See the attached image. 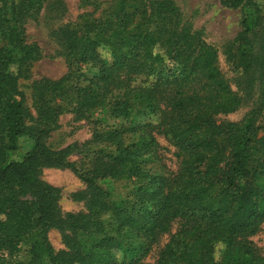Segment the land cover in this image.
<instances>
[{
	"label": "trees",
	"instance_id": "1",
	"mask_svg": "<svg viewBox=\"0 0 264 264\" xmlns=\"http://www.w3.org/2000/svg\"><path fill=\"white\" fill-rule=\"evenodd\" d=\"M48 1L0 0V264H144L151 251L153 264H264L252 238L264 224V129L255 125L264 88L243 122L217 123L241 98L216 49L181 24L173 0H112L59 30L66 71L34 80L28 106L19 83L41 51L25 24ZM218 1L245 7L229 51L249 70L257 56L249 34L262 14L251 0ZM96 110L127 123L109 125ZM66 112L91 121L92 134L52 149L47 139ZM155 132L175 149L172 174L145 163L157 152ZM22 137L30 147L11 159ZM45 168L69 169L85 184L72 195L84 210L61 213L60 189L40 178ZM119 181L125 190L111 186ZM54 227L68 230L58 250L47 236Z\"/></svg>",
	"mask_w": 264,
	"mask_h": 264
},
{
	"label": "rangeland",
	"instance_id": "2",
	"mask_svg": "<svg viewBox=\"0 0 264 264\" xmlns=\"http://www.w3.org/2000/svg\"><path fill=\"white\" fill-rule=\"evenodd\" d=\"M112 0H49L45 2L37 16L29 17L25 24V37L27 42H36L41 51V59L33 63L30 69V78L20 81V89L26 96L27 105L31 106L34 80L47 77L57 79L66 71L62 49L59 41V30L67 24L74 23L78 16L84 12H92L97 16L102 9ZM181 12V24L190 28L192 32L200 34L201 38L217 51L218 67L230 86L241 98V105L237 110L229 114L214 115L217 123L243 122L251 109L257 103L260 91L264 88V0H251L255 8H259L262 14L261 23L249 34V41L253 52L257 55L253 58L249 70L236 67L230 57L229 47L237 43V37L241 31V19L244 6L227 8L218 0H173ZM95 5H99L95 9ZM0 36V46L2 44ZM256 60V61H255ZM85 76L89 77L96 68L88 65L82 69ZM94 118H103L107 124H126V120H111L104 113L96 110L92 113ZM91 120V119H90ZM60 127L52 131L47 139V145L52 149H59L68 144H81L88 140L92 134L94 124L89 120L78 119L74 114L66 112L60 117ZM255 125L264 129V109L255 120ZM158 147L156 155L147 157L146 165L153 172L169 175L178 168V159L175 149L170 145L160 132H155ZM31 141L25 137L19 139L18 149L11 155V159H20L30 147ZM69 159L78 162L80 156L71 154ZM40 178L60 189L59 205L61 213L77 212L85 209L84 200L72 197L75 192L86 189L85 184L69 169L45 168ZM112 187L118 191L125 190V181L112 182ZM63 232L57 228L48 231V240L54 250L63 248L61 235ZM254 244L264 254V224L253 237ZM24 246L16 255L19 258L24 255ZM117 257L120 253L115 251ZM154 254L151 251L145 258L144 264H153Z\"/></svg>",
	"mask_w": 264,
	"mask_h": 264
}]
</instances>
